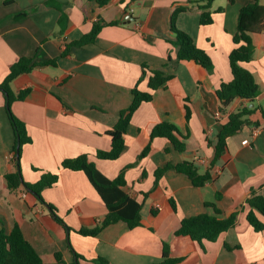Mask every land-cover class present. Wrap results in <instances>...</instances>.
Segmentation results:
<instances>
[{
    "label": "crops",
    "instance_id": "obj_1",
    "mask_svg": "<svg viewBox=\"0 0 264 264\" xmlns=\"http://www.w3.org/2000/svg\"><path fill=\"white\" fill-rule=\"evenodd\" d=\"M187 1L112 0L98 7L89 0H14L9 5L0 0V83L21 57L39 63L56 60V65L36 67L11 83L14 95L30 89L26 99L14 101L11 109L26 124L32 140L22 148V178L36 183L43 173L59 174V182L44 189L42 196L57 208L68 228L24 186L16 190L7 186L5 175L17 171L16 137L8 118L7 98L0 91V219L8 232L14 224L19 226L43 264H56L57 253L67 264L76 260V254L81 256L80 264H96L99 257L108 264H155L162 261L164 243L169 245L172 258L182 259L179 264L264 263V233L256 232L246 218V200L252 190L264 196V116L259 109L249 116L250 124L227 140L226 150L211 169L212 179L204 186H194L186 175L172 169L157 186L154 176L166 161H192L204 173L212 154L208 143L216 139L228 113L246 106L264 108V32L253 34V60L243 63L260 86L258 97L254 102L236 99L222 114L216 95L220 84L233 78L229 64L235 48L233 35L240 9L251 0H235L233 4L214 0L209 9L213 18L210 25L200 24L203 11L199 8L178 15L177 27L208 53L213 71L191 61L165 68L174 77L134 113L120 157H96L98 150L110 149L108 132L120 112L130 106L132 89L136 85L148 89L149 74L139 81L143 65L149 70L161 69L169 56L176 59V49L167 41L171 37L170 19L174 7ZM260 3L264 5V0ZM219 8L224 10L219 12ZM22 13L27 15L18 19ZM99 19L120 23L104 26L93 43L72 47L62 57L66 44L89 33ZM186 98L192 111L189 125ZM162 121L176 124L182 135L189 127L185 152L178 154L167 139L155 138L149 154L138 160L153 127ZM256 128L259 134L252 137ZM246 139L249 143L243 144ZM85 154L110 179L125 170L123 191L142 206L140 227L130 229L120 221L97 236L76 232L82 227L94 228L107 214L86 174L61 168L65 159ZM206 202L217 205L220 217L237 211L236 225L215 242L204 241L203 246L190 237L176 236L184 217L213 213ZM259 216L264 222V216Z\"/></svg>",
    "mask_w": 264,
    "mask_h": 264
},
{
    "label": "trees",
    "instance_id": "obj_2",
    "mask_svg": "<svg viewBox=\"0 0 264 264\" xmlns=\"http://www.w3.org/2000/svg\"><path fill=\"white\" fill-rule=\"evenodd\" d=\"M14 0H4L5 5L12 4ZM98 7L106 6L112 0H89ZM214 0H188L186 4H177L174 7L170 19V35L167 41L176 49V59L169 56L168 63L164 68L149 70L146 65H143V74L139 81L149 74L148 89L141 90L138 85L132 89V102L130 106L121 111L118 121L114 128L108 132L111 138V146L108 150H98L96 157L102 160H116L120 157L125 148V135L131 123L134 113L143 103H149L153 99V92L160 87L165 86L174 75L169 73L165 68L177 64L182 61L194 62L197 65L205 68L208 72H212L214 65L212 59L206 51L199 48L194 39L186 32L177 27V18L180 13L192 11L194 8L202 10L200 24L210 25L213 23L212 12L209 9ZM233 4L235 0H228ZM224 9L219 8L222 12ZM27 13H22L17 18H23ZM63 18V14L61 16ZM60 18V19H61ZM62 20V19H61ZM61 23V21H60ZM120 22L114 21L111 23L104 22L99 19L93 24L89 33L85 34L79 40L66 44L61 56L65 57L70 53L72 47H83L93 43L99 35L101 29L106 25H118ZM264 32V5L260 0H251L250 3L244 5L238 15L236 32L233 35V43L235 48L229 55V64L232 72V80L222 82L216 91L220 106L219 111L222 114L227 112L229 105L236 99L248 100L254 102L260 94V86L257 83L254 74L243 66V63H248L253 60L255 46L253 43V34ZM56 65V60L46 62H34L32 58L21 57L9 70L8 75L0 83V91L7 98V113L12 129L16 137L14 146V161L17 164L16 151L17 142H20V156L24 145L32 142L28 134L26 124L20 120L12 112L11 106L14 101H23L26 99L30 89L20 91L17 95L11 92V83L20 75L30 73L36 67ZM186 98L185 118L189 125L192 111L187 103ZM259 109L264 116V108L249 107L238 109L235 112L228 113V121L221 127L215 140L209 141V146L212 148L211 157L208 160V169L201 173L195 162L182 161L173 164L166 161L161 167L155 171V186L159 184L160 179L168 170H175L178 173L186 175L196 187H202L212 179L211 169L218 163L223 152L227 147V140L239 133L245 125L250 124L249 116ZM190 136L189 127H186V134L182 135L178 126L169 121L157 123L150 134V141L138 156V160L145 158L152 147V141L155 138L167 139L173 149L178 154H183L186 150V140ZM131 166V165H130ZM61 168L70 171H83L89 181L97 191L99 196L105 203L107 214L103 220L94 228H80L76 232L82 236H97L104 228L117 222H125L130 229L140 227L142 225V206L135 199L130 197L123 191L126 185L125 170L114 179L105 176L97 167L96 164L89 159L88 155H80L74 158L65 159L61 163ZM35 171L39 169L33 168ZM146 177V173H143ZM60 176L58 173H43L36 183L22 182L18 171L10 172L5 175L7 186L11 190H16L24 186L25 190L34 194L38 200L48 206L52 217L65 228L67 224L58 214L57 208L46 202L43 199L42 192L46 188H51L59 182ZM220 194H217V199H220ZM172 209L177 212L178 207L173 198L170 199ZM249 211L246 215L248 223L256 232L264 233V222L259 215L264 216V196L259 194L257 190H252L250 197L246 200ZM206 208H211L213 213L204 212L191 217H184L181 220L179 229L176 231V236L190 237L193 241L203 246L204 241L215 242L223 233L233 228L237 222L238 212H233L227 217H220L222 211L214 203H205ZM76 260L71 264H80L81 256L76 254ZM56 264H67L64 262L62 255H55ZM96 264H108L103 258L94 260ZM181 258H172L170 255V247L164 243L162 252V261L155 264H179ZM0 264H43V260L35 248L25 239L21 229L17 224H14L12 230L8 232L5 228V223L0 219ZM264 264V263H263Z\"/></svg>",
    "mask_w": 264,
    "mask_h": 264
},
{
    "label": "water",
    "instance_id": "obj_3",
    "mask_svg": "<svg viewBox=\"0 0 264 264\" xmlns=\"http://www.w3.org/2000/svg\"><path fill=\"white\" fill-rule=\"evenodd\" d=\"M19 147H20V142L18 141L17 142V151H16V159H17V171L19 173V176L22 180V182H24L23 178H22V174H21V167H20V150H19Z\"/></svg>",
    "mask_w": 264,
    "mask_h": 264
},
{
    "label": "built area",
    "instance_id": "obj_4",
    "mask_svg": "<svg viewBox=\"0 0 264 264\" xmlns=\"http://www.w3.org/2000/svg\"><path fill=\"white\" fill-rule=\"evenodd\" d=\"M259 131L260 130L258 128L253 129L252 132H251V136L252 137H257L258 134H259ZM248 143H249V140L248 139H246V140L243 141V144H248ZM202 163H206V161H203Z\"/></svg>",
    "mask_w": 264,
    "mask_h": 264
},
{
    "label": "rangeland",
    "instance_id": "obj_5",
    "mask_svg": "<svg viewBox=\"0 0 264 264\" xmlns=\"http://www.w3.org/2000/svg\"><path fill=\"white\" fill-rule=\"evenodd\" d=\"M21 174H22V172H21Z\"/></svg>",
    "mask_w": 264,
    "mask_h": 264
}]
</instances>
